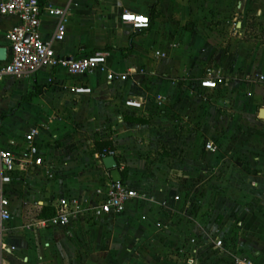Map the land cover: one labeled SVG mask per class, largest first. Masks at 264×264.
Listing matches in <instances>:
<instances>
[{
    "label": "crops",
    "instance_id": "crops-1",
    "mask_svg": "<svg viewBox=\"0 0 264 264\" xmlns=\"http://www.w3.org/2000/svg\"><path fill=\"white\" fill-rule=\"evenodd\" d=\"M39 4V30L46 41L60 23L46 9L65 12V37L53 47L58 55L78 58L103 51L109 71L127 79L108 82L99 70L77 78L62 68H44L0 82V117L8 115L0 119V151L16 159V173L5 187L11 219L5 225L3 259L8 264H235L237 258L264 264V120L259 117L264 109V41L257 35L247 40L231 37L233 31L239 36L246 33L237 22L246 5L253 10L249 16L264 23V0H39ZM124 13L147 17L149 28L134 30L121 21ZM230 17L232 25L226 20ZM17 23L16 17L0 15V48L6 49L7 58V35ZM209 75L224 82L220 89L199 86ZM83 84L91 90L89 95L72 92ZM220 90H228L226 98L234 100L233 116H244L248 122L231 125L245 135L228 142L226 150L221 142L215 146L208 139L213 146L202 145L200 160L202 166L216 168L215 174L221 171L216 186L227 183L231 198L222 203L223 191L213 193L205 180L195 181L186 142L183 175L166 181L154 177L155 183L135 176L134 163L141 164V154L154 145L135 144L127 133L137 132L147 140L152 134L148 119L156 117L158 109L168 113L167 106L180 100L188 109L190 93ZM155 96L165 103L157 105ZM129 99L141 103L142 109L127 107ZM252 127L258 129L254 136ZM32 131L36 134L28 143L26 136ZM30 145L51 166L52 179L45 169L21 167L20 154ZM167 148L172 150L171 145ZM109 152L115 153L120 174L126 172L122 182L152 199L129 202L117 218L95 219L88 211L68 226L41 228L40 221L48 219L42 211L47 208L55 215L60 198L76 199L83 207L85 198L95 205L105 197L112 180L101 154ZM196 189L203 199L194 216L188 206ZM216 240L222 241L223 249Z\"/></svg>",
    "mask_w": 264,
    "mask_h": 264
},
{
    "label": "built area",
    "instance_id": "built-area-1",
    "mask_svg": "<svg viewBox=\"0 0 264 264\" xmlns=\"http://www.w3.org/2000/svg\"><path fill=\"white\" fill-rule=\"evenodd\" d=\"M51 16H57L60 23L53 33L52 39L46 41L41 37L40 15L41 9L39 0H0V15L4 17H16L18 23L9 31L7 38L9 41L10 54L7 60L0 64V82L5 77L22 79L25 76L33 75L44 68H62L69 76L83 78L86 75L99 70L104 73L108 82L114 80H126V75H118L109 71L106 66L107 54L103 51L94 52L78 58H68L58 55L54 50V43L62 42L65 37V12L61 9H46ZM123 23L130 25L134 30H146L149 28L147 17L138 16L130 13H124L120 17ZM160 53L155 52V56ZM210 74V73H209ZM224 82L216 77L209 75L199 82V86L204 90L215 91L220 89ZM72 92L76 95H89L91 90L83 85L75 86ZM162 103L164 98L158 97ZM125 105L129 108L141 110V103L132 100H126ZM36 134L32 131L26 136V141L31 142V138ZM212 143L207 141L204 144L205 149H211ZM108 156H114V152H109ZM21 167L25 168L33 165L37 168L45 169L49 177L51 166L47 164L46 159L40 155L38 149L32 145L28 146L21 154ZM107 155L101 154V158ZM16 159L6 151H0V264H8L2 257V243L5 231V225L11 219L9 212V200L6 196L5 187L12 182L16 173ZM100 192L97 191V196ZM146 201L145 196L136 190L128 188L122 181L111 182L105 197L91 205L90 199H84V206L76 199L64 197L58 199L55 207V215L52 218L40 221L41 228L65 227L70 225L71 221L79 218V215L91 211L95 219L106 217H120L124 214L126 205L131 201ZM218 248H223L222 241H215ZM235 264H253L248 259H234Z\"/></svg>",
    "mask_w": 264,
    "mask_h": 264
},
{
    "label": "rangeland",
    "instance_id": "rangeland-1",
    "mask_svg": "<svg viewBox=\"0 0 264 264\" xmlns=\"http://www.w3.org/2000/svg\"><path fill=\"white\" fill-rule=\"evenodd\" d=\"M235 13H239V10L234 5L233 8ZM243 13L240 12L242 18H238L237 22L240 23L242 27V33L245 30L246 33L243 36H239L238 33L233 31L231 37L235 39H242V37L247 40L251 35L261 36V41H264V23L263 21L254 20V18L249 16L253 10L246 8L241 9ZM239 15V16H240ZM232 25L233 18L230 17L226 19ZM236 28V27H234ZM251 30V31H250ZM185 39H182L184 44ZM160 48V47H159ZM184 60V59H183ZM150 89V88H148ZM151 90V89H150ZM239 93V91H237ZM156 92L152 91L153 96ZM228 90H220L218 92H199V93H190L188 98V109L185 107L186 103L180 100V103L167 106V110H159L156 112V117H150L148 124L151 125L152 134H148L147 140H141L136 132L134 134L127 133L130 138H134V143H146L154 145V148L149 150L145 149L144 154H141L140 159L143 161L141 164L134 163L136 168L135 176H140L145 178L151 183H155L154 177L163 179L164 181L168 180L172 175L181 174L183 175L184 167L186 166L184 161V151L182 150V145L188 143L190 145L189 151L190 156L193 157L191 161L193 174L196 175V179H202L203 184L207 186L208 190H211L213 193H217L218 190L220 193L224 192L222 197V203H225L226 199H230V192L228 191L227 183L221 188V186H216L218 184L217 178H222L221 171L215 174L212 172L216 168H211L208 164L202 166V160H200V153L202 151V145L207 142V140L213 141L215 146L218 142L224 146V149L228 147V142L237 140L239 134L245 135V133H240L241 129H232L231 125H243L248 123L245 120L244 116H233L231 112L234 109V100L232 97L227 99L226 96ZM225 99V100H224ZM164 102V101H163ZM158 101V96H155V103L157 105L163 104ZM165 103V102H164ZM233 106V108H232ZM189 109L192 111L189 112ZM166 111V112H165ZM235 119H238L237 121ZM239 127V126H238ZM255 131H252V130ZM258 129L252 127L250 133L254 136L256 135ZM247 138L246 136L242 139ZM165 142V145H171V148L163 146L162 143ZM162 145L161 147L158 145ZM181 146V147H180ZM130 149V147H129ZM149 151V152H148ZM172 151V152H171ZM170 157L173 160H167L166 158ZM240 169H244V162H241ZM175 167L178 171H175ZM182 167V168H180ZM202 174V176H200ZM49 177V176H48ZM226 177V176H225ZM49 179H52L49 177ZM227 179V177H226ZM199 182V181H198ZM201 184V187L203 186ZM225 188V190H223ZM240 188L243 190L244 183H241ZM201 191V190H200ZM205 191V190H203ZM202 193V192H201ZM196 189V194L191 197V202L188 206V209L193 210L194 216L196 211L200 209L202 194ZM146 200H151L152 197H148L146 194L142 193ZM193 243V241H192ZM136 248V249H135ZM135 252L139 249L138 246L134 247ZM223 249V248H221ZM233 250L232 247H230Z\"/></svg>",
    "mask_w": 264,
    "mask_h": 264
},
{
    "label": "water",
    "instance_id": "water-1",
    "mask_svg": "<svg viewBox=\"0 0 264 264\" xmlns=\"http://www.w3.org/2000/svg\"><path fill=\"white\" fill-rule=\"evenodd\" d=\"M7 59L6 49L0 48V62H5ZM260 119L264 120V109L260 110ZM102 164L104 168L109 171L111 180L113 182L122 181L121 174L117 169V163L113 156H107L102 159Z\"/></svg>",
    "mask_w": 264,
    "mask_h": 264
},
{
    "label": "trees",
    "instance_id": "trees-1",
    "mask_svg": "<svg viewBox=\"0 0 264 264\" xmlns=\"http://www.w3.org/2000/svg\"><path fill=\"white\" fill-rule=\"evenodd\" d=\"M8 115H2L1 117H0V119H4V118H6ZM130 120H132V121H134V122H137V123H142V124H145L146 122L144 121V120H142V119H130ZM106 154V153H105ZM121 178H122V181L124 180V178H125V176H126V172L124 171V172H122L121 173ZM42 214L43 215H45L48 219L49 218H52L53 216H54V211L53 210H50V209H44L43 211H42Z\"/></svg>",
    "mask_w": 264,
    "mask_h": 264
}]
</instances>
